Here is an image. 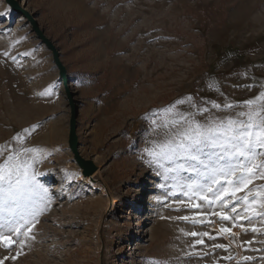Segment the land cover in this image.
Wrapping results in <instances>:
<instances>
[{"label": "rangeland", "instance_id": "1", "mask_svg": "<svg viewBox=\"0 0 264 264\" xmlns=\"http://www.w3.org/2000/svg\"><path fill=\"white\" fill-rule=\"evenodd\" d=\"M16 1L59 50L69 88L29 19L0 0V149H7L0 164L14 151L38 150L30 154L33 168L50 198L31 232L13 235L11 248L0 243V261L264 264V219L233 226L212 214L218 205L197 199L201 209L190 206L179 187L190 175L162 178L144 152L165 138L149 114L163 123L174 105L196 112L176 104L191 97L209 109L197 120L222 119L244 110L229 111L226 103L242 105L264 91V0ZM69 92L79 113V151L98 167L87 178L68 144ZM261 186L264 179H256L237 196ZM230 207L224 213L235 216ZM237 212L250 215L242 204Z\"/></svg>", "mask_w": 264, "mask_h": 264}, {"label": "snow or ice", "instance_id": "2", "mask_svg": "<svg viewBox=\"0 0 264 264\" xmlns=\"http://www.w3.org/2000/svg\"><path fill=\"white\" fill-rule=\"evenodd\" d=\"M261 87L264 88V85ZM185 103L197 111L178 112L174 105L164 110L166 114H173L168 122L158 123L157 112L145 117L153 125L154 131L163 129L165 136L163 141L144 149L149 166L162 178L189 174L191 178L179 184L182 195L187 197L190 206L197 209L202 207L194 202L197 199L209 207L218 205L222 210L213 211L212 214L218 215L221 221L231 220L236 226L235 221L239 219H247L249 223L256 218L264 219V211H255L257 207L264 209V186L250 189L243 197L237 196L254 180L264 179V163H257L258 158L264 157V91L243 101L242 105L226 103L224 108L229 111H234L238 106L244 109L234 116L217 119L209 115L206 122L197 120L196 116L208 113V108L201 109L191 97L176 102L177 105ZM211 108L221 110L222 106L213 101ZM33 151L38 150L14 151L0 164V214L7 212V217L0 215V229H7L8 233L0 231V243L7 248L18 242L13 235L17 238L24 235L22 229L31 232L35 217L41 211L39 205L50 199L47 189L36 180L33 168L35 157L30 155ZM249 196H253V199L249 200ZM229 204V211L236 213L235 216L224 213L223 209ZM241 204L245 206V213L250 215L237 212ZM182 219L188 220L189 217ZM222 231L230 232V229L223 228ZM252 231L256 232L257 229L253 227ZM0 264L4 262L0 261Z\"/></svg>", "mask_w": 264, "mask_h": 264}, {"label": "water", "instance_id": "3", "mask_svg": "<svg viewBox=\"0 0 264 264\" xmlns=\"http://www.w3.org/2000/svg\"><path fill=\"white\" fill-rule=\"evenodd\" d=\"M5 1L12 9L25 15L29 19V21L32 23L34 30L37 33L39 39L42 40V42L52 52L55 65L57 66L59 70V75L61 79L63 80V82L65 83L66 87L69 88L67 68L62 63L59 50L56 48L55 44L46 36L45 32L40 29V26L37 20L35 19V17L32 16L27 11L21 9L18 1L16 0H5ZM69 95L72 101L73 113H72V118L70 121V132H69L68 144L74 155V159L77 165L82 169L83 176L87 178V177H91L98 170V167L94 161L85 159L79 151V139L77 135V119H78L79 113H78V108L75 102L73 101V94L69 92Z\"/></svg>", "mask_w": 264, "mask_h": 264}, {"label": "bare ground", "instance_id": "4", "mask_svg": "<svg viewBox=\"0 0 264 264\" xmlns=\"http://www.w3.org/2000/svg\"><path fill=\"white\" fill-rule=\"evenodd\" d=\"M87 180H89V178Z\"/></svg>", "mask_w": 264, "mask_h": 264}]
</instances>
